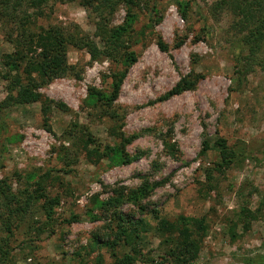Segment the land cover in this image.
I'll list each match as a JSON object with an SVG mask.
<instances>
[{
	"label": "rangeland",
	"instance_id": "rangeland-1",
	"mask_svg": "<svg viewBox=\"0 0 264 264\" xmlns=\"http://www.w3.org/2000/svg\"><path fill=\"white\" fill-rule=\"evenodd\" d=\"M81 1L50 2L37 24L76 25L100 44ZM218 1H156L161 21L155 33L168 51L161 52L155 36L147 32L132 48L137 61L116 103L125 110L124 134L135 136L125 147L129 158L137 157L131 163L96 161L83 150L77 123L101 146L116 145L110 122L89 116L84 105L90 87L107 91L111 66L91 63L85 51L70 49L68 63L74 73L39 91L70 110L53 108L46 123L50 132L40 102L5 111L0 179L19 198L38 185L46 197L33 204L24 221H11L10 234L3 230L6 214L0 205V250L8 253V264H112L111 249L93 243L108 234L105 217L93 202L105 201L112 188L135 189L142 180L162 185L141 203V213L131 205L121 208L147 222L136 243L144 258L135 264H247V259L264 256V70L253 65L246 74L237 72L247 59V51L237 48L243 34L231 10H213ZM180 3H188L185 18ZM124 16L120 6L110 26L120 25ZM146 22L141 13L136 30ZM5 34L0 25V101L7 87L3 55L13 52ZM191 71L204 76L193 90L158 101ZM221 140L225 150L217 145ZM232 157L236 159L228 168L214 166ZM45 199L57 202L50 217L42 207ZM152 210L175 227L180 217L204 222L206 231L194 233V258L171 260L165 240H175L176 232L160 233ZM113 252L122 256L128 248L120 245Z\"/></svg>",
	"mask_w": 264,
	"mask_h": 264
},
{
	"label": "trees",
	"instance_id": "trees-1",
	"mask_svg": "<svg viewBox=\"0 0 264 264\" xmlns=\"http://www.w3.org/2000/svg\"><path fill=\"white\" fill-rule=\"evenodd\" d=\"M53 1L57 0H0V25L4 26L6 40L13 47L12 53L3 55L6 71L2 79L7 87L6 96L0 101L1 130H5L7 109L17 105L40 102L41 117L46 130L50 132L51 129L46 123L53 108L63 112L70 110L65 104L46 98L39 91L52 81L74 73V66L68 63L70 49L85 51L91 63L108 62L111 66L107 91L90 87L84 105L90 110L89 116L94 114L98 119H106L110 122L109 135L113 137L116 145L101 146V143L92 137L87 127L77 123L75 128L81 133L80 141L83 150L89 159L100 161L108 158L127 165L137 158L131 159L125 154L128 141L133 140L135 136L127 138L124 134L125 110L116 103L123 81L137 61L133 46L144 39L149 32L155 36L159 50L164 53L168 51L167 45L155 33V28L161 21L157 0H82L81 6L92 17L95 36L100 44H97L76 25H71V27L39 26L38 19L44 16V9ZM179 5L183 9V18H185L188 3ZM120 6L125 9L123 22L111 27L113 15ZM212 8L213 10H231L237 18L234 25L243 34L237 48L247 51L246 62L237 69V72L246 74L253 65L264 70V0H219ZM141 13L145 14L147 22L136 30ZM181 44L182 41H179L177 46ZM75 75L78 77V73ZM203 79L202 74L191 71L158 101H166L173 96L193 90ZM75 137V135L71 136L70 140L72 141ZM224 144L223 140L217 143L225 150ZM89 146H92V150H88ZM235 159L233 157L223 158L214 166L221 171L228 168ZM2 167L0 162V170ZM160 185H162L160 182L151 183L148 180H142L135 189L116 190L112 188L111 196H108L105 201L93 202V205L101 210L100 215L105 217L104 224L108 232L106 240L96 237L93 243L96 246L105 245L111 249L112 264H135L144 258L136 243L140 235L145 232L147 222L144 218L136 219L132 214H124L121 208L124 205H131L141 213L143 211L141 203L149 197L154 188ZM42 197L46 198L40 185L31 194L26 193L24 197L19 198L14 194L12 185L6 179H0V205L3 206L6 214V220L2 221L3 230L10 234L11 221L16 223L24 221L29 209ZM56 203L55 200L45 199L42 204L48 217L51 215L52 206ZM152 213L155 215L154 219L158 221L160 233L176 232L175 240L170 238L165 240V243L170 244L171 247L168 253L171 260L182 262L185 258H194L198 248L194 233L195 231L199 233L206 231L207 226L204 222L190 221L180 217L175 227L167 223L164 218H158L156 211L152 210ZM120 245L126 246L128 252L117 256L113 250ZM0 251L4 264H8V253ZM245 263L264 264V256H255L245 260Z\"/></svg>",
	"mask_w": 264,
	"mask_h": 264
}]
</instances>
